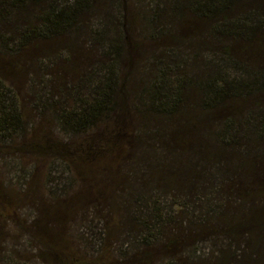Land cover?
<instances>
[{
  "label": "trees",
  "instance_id": "16d2710c",
  "mask_svg": "<svg viewBox=\"0 0 264 264\" xmlns=\"http://www.w3.org/2000/svg\"><path fill=\"white\" fill-rule=\"evenodd\" d=\"M39 72L32 152L123 167L98 196L44 206L42 263L264 264V0H0L1 139L27 131L20 85ZM153 147L182 158L167 170ZM18 198L0 180V215ZM77 211L100 215L95 250L67 233Z\"/></svg>",
  "mask_w": 264,
  "mask_h": 264
},
{
  "label": "rangeland",
  "instance_id": "374dc122",
  "mask_svg": "<svg viewBox=\"0 0 264 264\" xmlns=\"http://www.w3.org/2000/svg\"><path fill=\"white\" fill-rule=\"evenodd\" d=\"M106 1L108 2L109 0ZM54 63V68H56V65L61 63V60L55 59ZM55 74L58 78L60 77V80H63L64 76L68 78L65 72L59 73V71H56ZM30 78L31 75L28 73L23 85H20L22 97L28 105L26 110L28 115L27 131L25 130L24 133L20 132L13 140L0 138V180H3L10 189L16 191L19 195L14 213L10 217L0 215V264H13L12 261L14 260H17L18 264H44L37 256V253L43 249L38 237L41 234L39 228H44L41 225V222L44 224V206L56 205V202H58V204H62L66 208L75 207L81 196L90 199L98 196L97 194L99 193H104L111 181L118 179L117 173L123 171V167H120L121 164L119 162L107 165L102 162L95 165L92 169H87L85 174H75L63 169L59 164L60 162H54L55 166L51 168L49 164L52 161L51 158L48 160L44 156L34 154L28 139L30 127H35L42 122L32 108V100L35 102V95L41 91L43 86L40 82L41 80H39L41 78L40 72L32 79L34 90L30 89L28 84H26ZM54 83L58 84L57 82ZM49 91V93L55 95L57 90L55 88L54 91ZM48 117L50 118V115ZM49 130L52 131L54 139L63 143L69 141L68 135L63 134L59 125H56L55 122ZM152 150L159 157L157 158L154 155V164H162L167 170L173 169V165L169 163H173L175 160L179 161L182 158L177 155L178 153L168 152L165 147L157 148V150L153 147ZM166 169H163L165 174L169 173L168 171L166 172ZM141 174L146 179L149 176L147 172ZM40 191L42 192L41 196H39ZM48 191L55 192V197ZM98 215H94L91 223L86 218L83 219L79 211L75 213L73 219L68 220L70 218H67L68 223L66 226L68 227L67 233L70 235L69 237L76 240V234H81L91 244L92 249L95 250L99 241L98 233L102 229L101 221L97 218ZM91 216V213L87 214V218ZM54 229H58V226H55ZM195 253L204 258L208 256V243L199 245ZM194 260L197 262V257Z\"/></svg>",
  "mask_w": 264,
  "mask_h": 264
}]
</instances>
